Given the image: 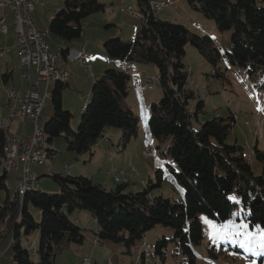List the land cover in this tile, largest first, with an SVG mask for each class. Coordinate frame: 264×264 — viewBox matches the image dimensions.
I'll use <instances>...</instances> for the list:
<instances>
[{
  "label": "trees",
  "instance_id": "trees-1",
  "mask_svg": "<svg viewBox=\"0 0 264 264\" xmlns=\"http://www.w3.org/2000/svg\"><path fill=\"white\" fill-rule=\"evenodd\" d=\"M190 7L199 10L207 19L215 21L221 31L231 32L228 57L232 65L245 68L250 74L264 69V0H186ZM151 1L138 0L143 15L141 31L133 40L120 37L104 42L106 53L124 61L153 63L159 71L162 97L151 105L149 127L159 139L170 138L167 148L175 180L185 189L182 201H173L163 194L151 195L150 189L162 175L156 170L154 178L147 182L143 191L133 192L129 183H119L107 189L92 178L53 173L50 176L59 183L55 193L32 189L22 198L15 192L7 194L0 205V255L2 243L11 235L12 259L15 264H56L59 254L72 244H83L86 237L79 224L71 219L75 210H90L98 223L95 239L110 240L131 247L142 240L149 229L160 224L175 229L179 239L178 250L189 256L194 264L193 246L204 238L201 221L204 214L216 221H226L237 204L232 195L249 209L246 220L252 226L264 228V151L256 140L252 153L262 164V171L254 174L252 160L243 157L246 149L238 142L229 143L236 117H214L199 128L192 125L193 115L204 110V100H199L196 110L190 108L195 90L189 86L191 71L182 60L190 43L213 66L212 76L227 79L225 71H219L222 54L213 39L191 33L183 24L162 20L151 9ZM99 0H65L63 8L52 17L49 32L65 42L82 36L83 20L91 14L104 11ZM64 54L65 49L61 48ZM8 73L4 77H8ZM94 81L91 98L86 102L77 130L71 127L73 114L63 107V90L67 85L55 83L52 90L53 115L44 125L48 142L52 146L56 137L63 136L68 150L77 153L90 152L108 127L120 130L121 144L126 147L139 132V118L128 106L129 78L126 72L107 69ZM9 130L0 127V162L4 157L6 136ZM55 149V148H54ZM57 155L58 150H54ZM8 172L0 173V190L8 189ZM34 210L40 214L37 219ZM189 221V228L185 226ZM41 235L40 247L34 252L40 260L32 259L24 241ZM174 239V240H175ZM154 252L164 263L167 239L155 242ZM263 264V258L260 260Z\"/></svg>",
  "mask_w": 264,
  "mask_h": 264
},
{
  "label": "rangeland",
  "instance_id": "rangeland-1",
  "mask_svg": "<svg viewBox=\"0 0 264 264\" xmlns=\"http://www.w3.org/2000/svg\"><path fill=\"white\" fill-rule=\"evenodd\" d=\"M39 1L37 9L33 13V17L37 20L38 27L41 30H46V28L49 27L52 16L64 7L65 0ZM99 1L105 4V10L86 17L82 22V36L78 39L75 38V40H81L87 43L89 48L99 57L104 55L109 59H114L110 58L106 53L104 42L114 37H120L125 41L135 39L137 34L141 31L143 18L135 15L139 12L138 0ZM153 1L166 2L165 0ZM173 1V4L169 2V5L165 8L155 10L156 16L162 20L183 24L189 28L191 33L211 37L215 45L214 47L219 49L222 54L218 66L219 71H225L227 75V79L213 77L211 75L213 66L201 55L195 46L190 43L187 45L186 55L182 60L192 72L189 79V86L192 87L196 93L195 99L190 100V108L195 112L196 104L199 100H204L205 103L204 110L200 111L198 116L193 115V127L197 129L202 123L212 120L214 117H226L233 114L236 117V122L227 141L229 143L238 142L239 145L244 146L246 149L250 148V150H253L256 140H258V146L264 151V125L259 123L256 115V113L259 112L264 117V110H262L264 109V69H258L257 72L250 74L247 69L232 65L228 57L231 32L229 30H219L214 20L205 18L199 10L190 7L186 0ZM130 10L134 11L133 15ZM113 33H116V35L108 37L109 34ZM46 38L49 39L48 41H50L54 52H58L60 48L59 44L57 45L56 42H64V40L53 33L48 34ZM3 55H5L4 52L2 53V56ZM57 57L58 61H61V56L58 55ZM6 61L9 62L10 68H14L17 57L14 53H11L9 60ZM3 62H5V60L0 59V109L8 100L9 91L11 89L13 90V88L20 89L22 86L19 71H15L13 77H9L7 82H5L2 74L5 73L7 69ZM68 62L71 63L70 65H78L79 61L76 62V64H73L74 62ZM98 63L99 64L95 65L96 68L102 65L105 66L103 63ZM119 63H124L121 65V69L107 67L104 69L103 73L107 69H115L126 72L130 76V91L125 102L136 112L135 114H137L139 118V132L137 137L131 139L128 145L124 147L120 142L122 137L120 130L116 127H108L105 131V136L101 137L95 146H98V150L93 160H90V152L80 154L76 151H70L68 150L67 142L63 136L56 137L52 146L58 150L57 155L52 159H46L42 163L33 164L29 169L38 177L34 182V189L56 194L60 190V186L50 175L53 173H61L62 169L66 167L71 168L74 173L78 175L89 178H92V176L98 177L96 179V182H98L107 173L110 174L111 179L114 178L116 180V177H119L123 180H127L126 174L123 173L124 170L120 171L121 166L127 169L129 173L134 170V168H132L133 166H137V168L143 166L145 172L147 170L146 173L141 174L139 172H134L135 174H133L136 176V178H134V182L136 183L133 184V190L143 191L150 176L152 178L151 174L159 169L162 170V172H159V174L162 175L161 184L159 185L157 178H155L153 181L154 186L150 189V194L153 196L163 194L166 197H170L173 201L184 200L185 189L175 180L174 173L171 169V165L174 166V164H172L171 158L166 155L167 148L170 144V138L167 137L163 140L157 139L149 127L151 105L154 102H159L163 94L158 81V68L153 63L145 64L135 61H124ZM103 73L95 77L100 79ZM140 73H142V75ZM77 74L89 75L92 76V78L88 77L93 79L96 73L91 72V70L85 71L83 67L76 70V77ZM150 79H155V90H143L141 86L146 84V81ZM54 86L55 84L53 82L50 83L49 90L51 92ZM92 86L93 84L89 91L81 90V92L71 91L67 85L64 87L63 107L70 110L73 114L71 121L73 130H77L79 126L82 118L81 115L83 114L82 106L86 102V98L87 100L91 98ZM40 90V92L44 91L43 84ZM52 103V98L49 97L39 120V125L41 127H44L46 122H48L53 115L54 104ZM4 107H6V105ZM5 117H7V115H5ZM15 124L16 123H14L13 126L14 130L16 129ZM105 137L110 138L109 144L107 143L109 141H105ZM142 146L146 149H148L149 146H153L154 152L152 156H145L143 154V149H141ZM109 148H111V153H106L105 155L102 151L105 150L109 152ZM123 152H125V154ZM86 155H88V157L85 159L84 157ZM258 161L259 160L253 156L252 167L254 174H259L262 171V164ZM139 175L145 178V184L142 182L141 176ZM6 184L8 189L0 190V205L4 202L7 194H9L10 197L14 196L17 190L15 171L8 172ZM232 197H235L233 202L237 204L233 208L231 217L226 221L219 222L204 214L198 215L202 224L201 228H203L204 238L201 240V244L193 246L195 255L194 264H260L259 260L261 258H263L264 264V250H260V254L257 255L241 248L230 239L214 240L212 238L210 224L221 225L229 221L237 226L246 224L248 226L247 231L253 234L257 239H259L260 234L264 232V228L260 224H254L252 226L249 224L246 220L249 209L241 203L237 196L232 195ZM34 211L35 217L40 219V214H38L36 210ZM70 215L75 218L78 222L77 224H80L82 228L85 229L83 231L86 237L85 243L83 245L72 244L70 248L59 254V257L56 259V264H82L83 258L85 257L90 258L91 264H93V260H96L98 264H107L108 259L111 260L113 264H133L135 258L139 255L138 250H140L143 242L151 244L155 249V242L164 237L167 239V246L163 248V251L167 253L166 261L164 263L161 260L158 262L149 257L148 264H190L189 256L184 255L178 250L179 239H175V229L172 227L160 224L155 225L148 230L142 240L131 247V253H128L127 247L122 243L101 240L100 243L96 245L93 242V239L96 237V232L98 231L97 229L99 228L95 229L96 220L93 217L92 211L87 209L75 210ZM185 228L186 230L189 228V221ZM10 238L11 235H8L5 242L2 244L1 254L3 253L5 244L9 242ZM40 242L41 235L37 236L36 247H33L32 240L24 241L25 246L31 251L34 261L40 260V254L34 252V249H39ZM2 257V264H6L8 259L12 264H15L9 254L5 255L3 253ZM142 263L143 262L140 260L138 264Z\"/></svg>",
  "mask_w": 264,
  "mask_h": 264
},
{
  "label": "built area",
  "instance_id": "built-area-1",
  "mask_svg": "<svg viewBox=\"0 0 264 264\" xmlns=\"http://www.w3.org/2000/svg\"><path fill=\"white\" fill-rule=\"evenodd\" d=\"M39 0H0V11L2 9L12 11L11 22L16 32V40L19 55V66L21 69H30L35 75V85L32 88L25 90L11 89L8 93L10 111L7 117H1L0 127L9 130L12 120H19L22 123L30 121L34 125V131L31 137L24 138L15 134V132H8L6 136V144L4 148V157L0 162L1 172L15 171L17 173V190L19 197L22 198L26 193L34 188V182L38 179L37 175L29 170L33 164L42 163L46 159L54 158L56 156L54 147L48 142V136L44 127L39 125V120L46 101L52 97V92L49 90L50 83L63 82L69 80L70 73L61 64L57 62V56L62 55L64 61L78 62L81 61L89 52L85 47L80 49L64 47L65 53L61 50L54 53L51 50L50 44L46 36L50 33L49 30H41L36 27V22L33 17L35 7ZM151 9L153 11L165 8L169 2L151 1ZM132 15L134 11L130 10ZM143 18L141 12L135 14ZM8 17L6 14H0V32L7 34L9 31ZM91 70L90 66L87 68ZM24 79L32 78L26 72L22 74ZM44 83V91L40 92L38 88L39 83ZM192 83V82H191ZM155 79H150L141 87L143 90H155ZM86 108V103L83 109ZM259 123L264 125V117L261 113H256ZM261 118V119H260ZM109 137H105V141H109ZM154 147L149 146L143 151L145 156H152ZM243 157L249 161L252 160V153L250 148L243 152ZM123 171V170H122ZM63 175L71 173L69 168H64L61 172ZM124 173V171H123ZM155 173V171H154ZM151 174L154 178L155 174ZM145 184V178L141 177ZM118 183H124L119 177H116ZM97 245L98 241L93 239ZM138 257L148 259H155L160 262L159 257L154 252L151 244L143 242L140 250H138ZM82 264H91L90 258H83ZM107 264H113L111 260H107Z\"/></svg>",
  "mask_w": 264,
  "mask_h": 264
},
{
  "label": "crops",
  "instance_id": "crops-1",
  "mask_svg": "<svg viewBox=\"0 0 264 264\" xmlns=\"http://www.w3.org/2000/svg\"><path fill=\"white\" fill-rule=\"evenodd\" d=\"M149 1H153V0H149ZM165 1H167V2H170L171 4H173V0H165ZM175 1H177V0H175ZM38 4L39 3H37V5H36V7H35V10L37 9V6H38ZM35 12V11H34ZM0 14H6L7 15V17H8V26H9V31H8V33L7 34H3L2 32H0V59H4L5 60V62H3V64H4V66L6 67V71H5V73H8L9 75H8V77H4V74L5 73H3L2 74V76H3V78H4V80H5V82H7V79L10 77V78H12L13 77V74H14V72L15 71H19L20 72V77H21V80H22V86L20 87V90H25L26 91V89H29V88H32L33 87V85H35V75H34V72H32L30 69H21L20 67H18L19 66V55L17 54L18 53V47H17V41H15L16 40V32H15V29L13 28L14 26H13V24H12V22H11V19H12V11H10V10H5V9H2L1 11H0ZM53 17V16H52ZM52 19V18H51ZM35 22H36V27H38V23H37V20L35 19ZM50 25V24H49ZM39 28V27H38ZM46 30H49V27L48 28H46ZM50 34V33H49ZM119 34V33H118ZM116 35V33L114 34H109V36L108 37H112V36H115ZM120 35V34H119ZM121 36V35H120ZM105 39H107V38H105ZM49 40V39H48ZM47 40V41H48ZM102 40V39H101ZM103 41V40H102ZM49 42V44H50V41H48ZM57 43V45L59 44V48L61 49H63L64 47H68V48H77V49H80V48H82V47H85L86 48V50L89 52L81 61H79L78 62V65L76 64V62H74L73 64H76V65H70L71 63H69L68 61H64V57L62 56V55H60L61 56V61H58V58H57V62L59 63V64H61L64 68H66L68 71H69V73H70V77H69V80H68V82H67V86L71 89V91H78V92H81V90H90L91 89V85L94 83V81L96 80V77L95 76H97V75H99V74H101V73H103V71H104V69H106L107 67H116L117 69H121V65L122 64H124V63H119V62H124L123 60H121V59H118V58H114V59H109V58H107L106 56H104V55H101L100 57L99 56H97L96 55V53H94V51L93 50H91L90 48H89V46H88V44L87 43H85L84 41H81V40H79V41H71V42H63V41H58V42H56ZM50 47H51V50H52V52H54V50L52 49V46H51V44H50ZM55 49V48H54ZM59 49V50H60ZM5 50H7V51H5ZM56 50H57V48H56ZM4 52V54L5 55H3L2 56V53ZM59 52V51H58ZM58 52H54V53H58ZM11 53H14L15 55H16V57H17V61H16V65L14 66V68H10V66H9V62L8 61H6V60H9V58H10V55H11ZM10 54V55H9ZM9 55V56H8ZM109 56V55H108ZM110 58H113V57H111V56H109ZM117 60H121V61H117ZM98 62H100V63H103L105 66H101V67H99V68H96L95 67V65H97V64H99ZM89 66H90V68H91V72H95L96 74L94 75V77H93V79H90L89 77H91L92 78V76H85V75H79V74H77V77H76V70L77 69H80V68H83L84 67V69H85V71H87L88 69L87 68H89ZM10 69V70H9ZM142 69V68H141ZM143 70V69H142ZM24 72H26L28 75H31L32 76V78H30V79H24L23 77H22V74L24 73ZM141 75H142V73H140ZM148 81V80H147ZM146 81V82H147ZM44 85V88H45V84L44 83H39L38 84V88H39V90H40V88H41V85ZM55 84V83H54ZM41 91V90H40ZM89 100H87V98H86V102H88ZM85 102V103H86ZM84 103V104H85ZM83 104V105H84ZM6 105V107H4ZM5 105H3L2 107H1V109H0V113H1V117H5V115H7L8 116V114H9V111H10V107H9V99L7 100V102H6V104ZM44 109V108H43ZM69 109H71V108H69ZM82 110H83V106H82ZM43 111V110H42ZM42 114V113H41ZM14 123H16L15 124V126H16V129L14 130L13 129V126H14ZM9 131L10 132H15V134H17L18 136H21V137H24V138H29V137H31L32 136V134H33V131H34V125H33V123L32 122H30V121H27L25 124L24 123H22V122H20L19 120H17V119H15V120H12L11 121V123H10V126H9ZM108 144L110 143V140H109V142H107ZM143 147V146H142ZM141 147V149H143V151L146 149V148H142ZM105 149V148H104ZM97 150H98V146L97 147H95V149H94V151H93V154H90L91 156H90V160H93L94 158H95V156H96V154H97ZM103 150V149H102ZM105 155H106V153H111V148H109V152H107V151H105V150H103L102 151ZM124 154H125V152H123ZM88 157V155H86L84 158L86 159ZM125 159V158H124ZM125 166V165H124ZM67 168V167H66ZM132 168H134V170L133 169H131V170H133L132 172H130L129 173V171L127 170V169H125V168H122V166H121V170L120 171H122V170H124V174H126V176H127V180H126V183H129L130 184V186H129V189H131L133 192H138V190H133V184H135L136 182H134V178H136V176L135 175H133V174H135L134 172H139V173H141V174H143V173H146L147 172V170H146V172H145V168L143 167V166H141V167H139V168H137V166H133ZM70 169V171H71V175H73V176H76V175H78L77 173H74V171L71 169V168H69ZM63 170V169H62ZM101 172V171H100ZM139 176H141V177H143L142 175H139ZM98 177H94V176H92V179L93 180H95V182L97 181L96 179H97ZM144 178V177H143ZM16 179H17V173H16ZM97 183H100V184H102L103 186H105L107 189H114V188H116L118 185H119V183L113 178V179H111V176H110V174L109 173H107L106 175H104V177L103 178H101ZM115 183V184H114ZM78 215H80V214H78ZM71 219L73 220V221H76L75 220V218H73V217H71ZM94 222V221H93ZM76 223H78L77 221H76ZM96 225H95V229H97V228H99V226H98V223L96 222L95 223ZM80 225V224H79ZM81 226V225H80ZM82 227V226H81ZM97 230H99V229H97ZM90 241V240H89ZM5 242V241H4ZM3 242V243H4ZM12 241H11V238H10V240H9V242H7V244H5V246H4V250H3V253L5 254V255H7V254H9V256H10V258H12V251H11V249L10 248H12V243H11ZM2 243V244H3ZM84 243H85V241H84ZM83 243V244H84ZM91 243V242H90ZM82 244V245H83ZM32 245H33V247H36V245H37V236H35L33 239H32ZM1 251H2V249H1ZM3 253L0 255V264H2V260H3V257H2V255H3ZM131 253V252H130ZM142 261L143 263L142 264H148L149 263V260L148 259H145V258H139L138 256L135 258V260H134V262H133V264H138L139 263V261ZM166 261V260H165ZM6 264H12L11 262H10V260L8 259V261H7V263ZM93 264H98V262L95 260H93Z\"/></svg>",
  "mask_w": 264,
  "mask_h": 264
},
{
  "label": "snow or ice",
  "instance_id": "snow-or-ice-1",
  "mask_svg": "<svg viewBox=\"0 0 264 264\" xmlns=\"http://www.w3.org/2000/svg\"><path fill=\"white\" fill-rule=\"evenodd\" d=\"M231 199L235 200V197H232ZM210 227L212 229L211 235L214 240L230 239L241 248L257 255L260 254V250H264V232H262L259 239H257L253 234L247 231L248 226L246 224L237 226L229 221L228 223L221 225L210 224Z\"/></svg>",
  "mask_w": 264,
  "mask_h": 264
}]
</instances>
